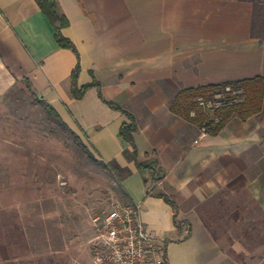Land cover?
<instances>
[{
	"label": "crops",
	"instance_id": "obj_1",
	"mask_svg": "<svg viewBox=\"0 0 264 264\" xmlns=\"http://www.w3.org/2000/svg\"><path fill=\"white\" fill-rule=\"evenodd\" d=\"M57 2L69 23L63 35L79 54L78 84L95 79L105 100L135 118L138 155L158 160L157 190L177 210L149 196L146 173L124 157L126 116L94 87L72 98L76 56L59 48L34 0H0V95L28 82L96 159L130 170L122 195L140 205L168 264H264V97L259 113L232 117L202 137L196 123L170 110L183 90L264 77V0ZM0 236V264H34L24 259L27 244L18 255L5 229ZM80 237L49 264L62 257L63 264H97L90 222Z\"/></svg>",
	"mask_w": 264,
	"mask_h": 264
},
{
	"label": "rangeland",
	"instance_id": "obj_2",
	"mask_svg": "<svg viewBox=\"0 0 264 264\" xmlns=\"http://www.w3.org/2000/svg\"><path fill=\"white\" fill-rule=\"evenodd\" d=\"M121 196L109 170L49 120L28 82L0 95V206H7L0 207V231L16 254L25 243L26 261L51 263L55 251L73 247L76 238L80 243L93 213Z\"/></svg>",
	"mask_w": 264,
	"mask_h": 264
},
{
	"label": "trees",
	"instance_id": "obj_3",
	"mask_svg": "<svg viewBox=\"0 0 264 264\" xmlns=\"http://www.w3.org/2000/svg\"><path fill=\"white\" fill-rule=\"evenodd\" d=\"M34 1L52 26L54 30V37L59 48L70 50L76 56L77 62L70 76V92L72 98L75 100H80L83 98L84 94L89 88L94 87L97 90L98 97L104 103H106L113 110L120 111L126 116L127 121L124 122L119 129L120 138L128 144V148L124 150L123 153L124 157L129 162H133L135 164V167L139 171L146 173V175L143 176L144 183L146 185V193L149 196L163 199L166 203L170 204L174 208V211L177 210L171 199L166 194L161 193V191L157 190L156 185L159 181L162 180L164 176V172L160 167L158 160L153 157L140 158V156L138 155V150L134 142V134L138 129L135 118L114 102L105 100L101 94L100 83L95 79H93L89 84L81 86L78 84V77L80 73L79 54L75 45L63 35L62 31L66 27H68L69 23L66 16L61 11L57 0ZM226 86L240 89L242 91L243 102L238 104L226 105L220 109L215 110V112L213 113L204 112L201 109L197 108V105L194 102V98L198 96H204L206 98L210 97L214 91L222 89ZM263 97L264 77L258 76L235 82H226L218 85L201 86L183 90L179 92L175 99L172 101L170 110L174 114H178L196 123L199 127L205 125L207 127L208 133L216 134L232 117H237L240 120H246L247 118L259 113L262 107ZM33 98L35 102L39 103L44 108L49 120L54 122L60 129L68 131L70 134H72L73 137L77 141H79V143L82 144L83 147H85L89 158L93 162L109 170V172L115 178V181L118 182V184L121 186V182L130 174V170L127 167L120 166L116 161L104 163L103 161L96 159L94 155L88 150L81 138L66 124V122H64L58 112L49 103L44 100H39L34 93ZM193 110L196 112V116L190 117V113ZM121 197L123 198V203L129 202V200L127 201L124 195H122ZM177 225L179 227L181 226L179 223Z\"/></svg>",
	"mask_w": 264,
	"mask_h": 264
},
{
	"label": "built area",
	"instance_id": "obj_4",
	"mask_svg": "<svg viewBox=\"0 0 264 264\" xmlns=\"http://www.w3.org/2000/svg\"><path fill=\"white\" fill-rule=\"evenodd\" d=\"M198 109L213 113L226 105L243 102L242 91L231 86L210 97L194 98ZM191 117L196 116L193 110ZM201 137L208 133L200 127ZM92 259L97 264H168L165 245L148 230L140 216V205L117 201L111 208L90 216Z\"/></svg>",
	"mask_w": 264,
	"mask_h": 264
},
{
	"label": "clouds",
	"instance_id": "obj_5",
	"mask_svg": "<svg viewBox=\"0 0 264 264\" xmlns=\"http://www.w3.org/2000/svg\"><path fill=\"white\" fill-rule=\"evenodd\" d=\"M255 191H257V192H258L259 190H258V189H256Z\"/></svg>",
	"mask_w": 264,
	"mask_h": 264
}]
</instances>
